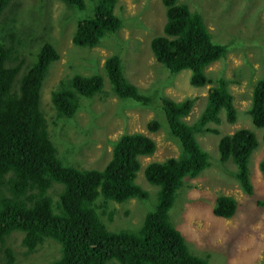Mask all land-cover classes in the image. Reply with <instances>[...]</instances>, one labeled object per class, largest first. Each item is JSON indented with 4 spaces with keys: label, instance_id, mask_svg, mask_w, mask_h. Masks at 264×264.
<instances>
[{
    "label": "trees",
    "instance_id": "1",
    "mask_svg": "<svg viewBox=\"0 0 264 264\" xmlns=\"http://www.w3.org/2000/svg\"><path fill=\"white\" fill-rule=\"evenodd\" d=\"M12 1L0 0V24L7 25L14 19L16 7H8ZM61 1L80 10H84L87 1L92 2L88 11L91 15L76 22L72 34L75 45L94 47L106 33L122 25L114 11L117 0ZM161 2L166 19L162 34L149 40L153 56L172 73L189 69L191 85L214 84L207 90L200 113L187 122L185 116L195 97L174 100L154 88L152 95L143 94L124 75L118 54L105 59L104 70L115 95L143 105L152 100L161 105L168 129L182 150L177 157L150 161L144 166L145 179L159 189L154 208L145 213L135 229H109L99 209L112 219L114 211H107L111 201L146 198L147 192L136 184L135 176L139 157L151 155L155 142L142 132L121 133L111 141V157L103 168L73 165L59 153L39 108L45 74L51 62L59 58L56 47L45 39L21 53V47L26 46L24 39L8 42L7 36H0V264H14L15 250L10 238L16 231L21 233L20 244L28 252L46 239L57 242L58 256L44 264H210L207 257L189 250L168 211L182 180L197 176L209 165L208 154L196 141V133L219 132L208 123H219L221 111L228 121L236 119L229 80L221 76L212 80L204 71L226 56L228 42H214L201 13L188 3ZM6 9L8 16L3 18ZM262 62L264 65V53ZM102 83L99 73H72L60 78L50 94L51 122L73 117L79 97L90 98L101 90ZM251 92L246 111L253 125L262 128L264 142V78L255 81ZM159 127L155 119L147 124L151 131ZM256 145L254 132L249 128L225 133L217 144L219 160L234 162L236 169L232 173L247 195L254 192L247 165ZM258 167L264 176V159ZM214 198L215 215L229 218L235 214L238 204L233 196L219 194ZM256 202L264 206V199Z\"/></svg>",
    "mask_w": 264,
    "mask_h": 264
},
{
    "label": "rangeland",
    "instance_id": "2",
    "mask_svg": "<svg viewBox=\"0 0 264 264\" xmlns=\"http://www.w3.org/2000/svg\"><path fill=\"white\" fill-rule=\"evenodd\" d=\"M177 1L188 3L191 9L201 13L214 42H228L226 56L212 62L204 71L212 80L219 76L229 80L236 119L228 121L221 111L219 123H208L219 132L196 133V141L208 154L209 165L197 176L182 180L168 211L169 218L184 236L189 250L207 257L210 264H264V206L256 202L258 198L264 199V176L258 167L259 161L264 159V142L262 128L253 125L246 111L253 84L264 78V0ZM11 5L16 7L14 19L7 25L0 24V36H7L8 42L24 39L26 46L21 47V53L29 45L45 39L51 41L59 53L42 82L39 108L62 157L78 167L101 169L111 157V141L121 133L142 132L155 142L151 155L139 157L140 167L135 176L136 184L147 192L146 198L111 201L107 211H114L112 219L99 209L109 229H135L145 213L154 208L159 189L145 179L144 166L150 161L177 157L182 150L168 129L161 105L154 100L143 105L115 95L104 70L105 59L118 54L124 75L143 94L152 95L154 88L174 100L195 97L185 116L187 122H192L200 113L207 90L214 82L202 87L191 85L189 69L172 73L153 56L149 40L162 34L166 19L161 0H117L114 11L122 19V25L106 33L94 47L72 42L76 22L91 15L88 11L92 2L87 1L84 10L61 0H13L8 7ZM8 9L3 18L8 16ZM10 33L13 37L8 35ZM72 73H99L103 76L101 90L90 98L79 97L80 104L73 117L52 120V123L50 94L60 78ZM152 119L160 123L156 131L147 128ZM238 128L252 130L257 141L247 165L253 195H247L234 177V162L219 160V137ZM219 194L236 199L238 206L233 216L224 218L212 212L214 197ZM20 239L18 231L10 238L15 250L14 264H44L59 254L58 244L52 239H46L30 252L20 244Z\"/></svg>",
    "mask_w": 264,
    "mask_h": 264
},
{
    "label": "clouds",
    "instance_id": "3",
    "mask_svg": "<svg viewBox=\"0 0 264 264\" xmlns=\"http://www.w3.org/2000/svg\"><path fill=\"white\" fill-rule=\"evenodd\" d=\"M209 66V65H208ZM236 167V166H235Z\"/></svg>",
    "mask_w": 264,
    "mask_h": 264
}]
</instances>
